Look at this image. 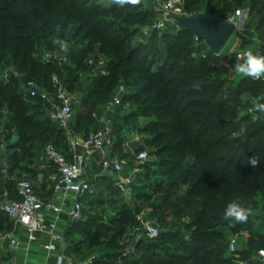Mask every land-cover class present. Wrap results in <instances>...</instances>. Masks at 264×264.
<instances>
[{"label":"trees","instance_id":"1","mask_svg":"<svg viewBox=\"0 0 264 264\" xmlns=\"http://www.w3.org/2000/svg\"><path fill=\"white\" fill-rule=\"evenodd\" d=\"M198 1L185 0L184 9L188 15L211 17L190 13L191 6ZM233 1L254 3L258 24L264 26V0ZM138 7L121 8L112 0L108 4L100 0H0V120L5 131L9 132L6 137L0 134V146L3 145L0 165L4 158L8 176H21V171L27 176H37L33 165L41 161V151L46 144L37 148L32 141L40 137L51 139L48 143L67 151L63 130L57 125L56 132L45 125L44 119H37L38 116L48 118L47 104L38 97H28L20 87L21 83L32 79L39 87L51 90V77L60 75L63 68L55 61H42L35 54L38 47L45 45L51 27L57 28L62 39L72 32L73 37L85 42L76 69L88 68L90 57L85 56L91 48L96 49L93 57L111 58V72L97 75L87 87L83 97L87 107L79 113L72 130L82 135L95 130L98 118L104 112L102 108L97 113L96 106L112 99V91L119 80L128 82L136 88L138 107L127 114L120 113L121 97V103L110 115L115 147L123 142L122 133L126 128L150 131L151 155L163 178L178 175L181 184L187 187L183 203L174 211L177 218L187 220L184 253L166 249L163 254L169 259L164 263L142 261L140 257L127 255L130 264H236L238 259L234 253L228 255L226 252L228 241L224 228L232 224L230 233L239 229L250 232L252 224L249 218L243 223L224 220V209L237 195L245 205L257 196L264 207V114L254 112L256 118L240 115L241 96L248 93L251 101L264 102V82L241 76L235 91L225 95L223 86L227 65L211 64L210 61L219 55H213L202 40L196 41V37L179 23L159 31L152 30L146 38L143 37L147 41L157 39L164 47V53L152 60L144 44L132 45L131 40L136 33L142 36L138 28L151 24L156 11ZM258 41L264 46V37ZM67 72L71 74L72 70L67 69ZM77 81L74 75L63 86L74 93ZM142 116L151 118L145 127L138 124ZM11 134L17 136V142L9 141ZM58 136L63 141L59 142ZM120 155L129 156V165L134 166L135 160L129 153ZM252 155L259 158L255 168L245 162L246 156ZM54 170L47 164L44 187L47 174ZM145 174L149 175V169ZM2 175L0 167V177ZM90 183L95 189L94 195L96 188L102 185L110 191L119 190L114 176H98ZM4 185L10 193L15 191L13 179ZM34 188L39 194L40 190ZM50 195L48 189L45 196ZM136 198L143 200L145 196L138 194ZM135 218L123 208L118 216L106 222L87 216L83 209L81 220L67 221L65 225V254L72 259V254L79 252L81 243L75 241L74 236L83 235L87 246L103 251L100 257L93 258L91 264H111L109 258L119 252L118 242L128 227L135 226ZM262 222L264 229V217ZM163 235L159 231L155 239L137 240L133 250L140 252L146 242L162 245ZM251 238H248V249L242 251L241 257L249 260L245 264H264V261L249 259V252L257 253L264 248V233Z\"/></svg>","mask_w":264,"mask_h":264},{"label":"rangeland","instance_id":"2","mask_svg":"<svg viewBox=\"0 0 264 264\" xmlns=\"http://www.w3.org/2000/svg\"><path fill=\"white\" fill-rule=\"evenodd\" d=\"M100 1L104 4H108L111 0ZM163 1L164 0H141V4L138 8L146 11H156L158 6L161 5ZM256 9V5L251 1L235 2L233 0H199L197 3L192 5L189 10L192 14H207L221 22H224V20H226L229 16H236L238 11L243 13L244 18L240 27L231 35L219 53V56L215 60L210 61L211 64L220 62L227 65L228 71L224 76L225 84L223 86V93L225 95L231 94L235 91L236 85L241 78V75L234 71L232 65L233 60L235 59V54L238 51L251 50L258 44L257 39H262L264 37V26L260 27L258 24ZM141 28H138L139 32L141 31ZM49 32L50 33L45 40V45L42 48L38 47V53L35 54V57L41 58L44 53L57 51L61 57L65 58L61 64H59L58 61H55L63 68V72L60 75H56L57 80H59L62 84H66V82H69L71 77L74 75L77 76L78 81L75 84V91L72 93L74 95L75 102L73 104L70 127L73 128L79 113L84 111L87 107L84 104L83 97L88 89L87 87L91 84L92 79L96 78L97 74H93L88 68L76 69L77 61L81 57L80 51L84 48L85 42H82L79 37H73L71 32L65 38V40L69 43V50L67 52H63L60 50L59 46L54 43L57 38L62 39L57 28L53 26ZM138 42L144 44V48L147 49L152 60L160 55V53H164V47L157 42V39L153 38L147 41V39H144L141 35L136 33L132 37L131 44L134 45ZM95 53L96 49L91 48L90 52L85 57L91 58ZM100 58L104 62L106 74L110 73L111 58L108 56H100ZM67 69L72 70V73H68ZM2 74L3 76H6L5 71H3ZM120 87L122 88L120 97H123L120 113L127 114L138 107L137 102L135 101L137 99L136 88L128 82L119 80L112 91L113 95ZM20 88L23 89L22 83ZM241 97L243 99V106L239 110V114L251 115L256 118L257 116L254 115V112L252 111L253 105L256 101H251L248 93H244ZM109 101V99L104 100L101 104L96 106L95 111L97 113L101 111V109L104 108ZM27 102L37 103L34 100H27ZM37 119H44L46 126L53 128L56 132L58 131L57 124L52 123L46 116H38ZM150 119L151 118L149 117H140L138 119L139 126L145 127ZM1 133H3L5 137L9 134L8 130L5 131L0 120V134ZM122 134L123 142L120 143L121 145H118V153H137L140 150H146L150 153L149 158L143 164L137 165L134 163V166L129 165V167H127L124 171L125 173L131 174L132 181L129 190L123 191L120 189H112L110 191L106 189L105 185H102L101 187L96 188V194L92 198L88 200L81 199V203L87 216L100 218L106 222H108L111 218L118 216L123 208L130 211L131 217H136L135 226L128 227L122 239L118 242V245L120 246L119 252H121L120 255H118L119 252H117V254H114V256L112 255V257L109 258L111 264H130L128 261L129 258L126 257L127 255L140 257L142 261L152 260L164 263L165 260L169 259L168 256L163 254L166 249L184 253V250L182 249H184L187 242V234L185 233L187 220L177 218L174 215V211L183 203V194L185 193L187 187L181 184V177L178 175H172L165 179L163 178V175L160 172V167L156 164L154 156L151 155L152 146L149 144V139L152 134L150 131H137L126 128ZM11 135L12 136L9 141L17 142V136L15 134ZM58 135L60 136L59 133ZM59 136L58 141H63V139L59 138ZM50 141L51 139L46 140L40 137L39 139L32 141V143L37 148H42ZM62 145L65 146L63 142ZM2 160V162L7 164V162L4 161V158ZM87 165L88 168L85 172V176L89 179L90 173L88 172V169H91V165H89V163H87ZM33 166L38 173L37 176H35L34 181L39 183L42 188H45L43 185V182L45 181L43 177L44 171L41 170V167L44 169V167H47V163L44 162L43 164L41 161H37ZM93 166L94 165L91 167ZM135 169L137 170L135 171ZM148 169L149 175L147 176L145 173ZM16 171L17 170H15L14 173H16ZM22 172L23 171H21V174H24ZM42 188L40 189L41 191L43 190ZM138 194L145 196V199H137L136 197ZM160 206L163 207L161 210ZM246 206L252 209V213L249 216V221L251 222L252 227L249 233L250 237L253 238L257 233H264L262 222L264 217V207L260 203L257 196L247 202ZM162 209H164V211ZM64 217H66V215H64ZM139 217H141L140 219L143 221L155 224L159 231H161V233L163 232L164 235L161 239L163 242L162 245L158 242H146L143 244V248L140 252L133 250L135 241L145 238L147 240V237L141 228V220ZM231 226L232 224H228L224 228L227 241L229 240ZM74 237L75 241H79L81 243H78L80 244L79 252L72 254V259L75 262H84L87 260L92 261L94 257H100L103 251H99L93 246H87L83 235H76ZM248 244V239L238 240L237 250L234 252V256L238 259L236 264H245L249 261L244 260L241 257L242 251L248 249ZM129 246H131V248H129ZM225 249L227 254L230 255L231 252L228 250L227 245ZM249 259L260 261L257 253L254 251L249 252Z\"/></svg>","mask_w":264,"mask_h":264},{"label":"built area","instance_id":"3","mask_svg":"<svg viewBox=\"0 0 264 264\" xmlns=\"http://www.w3.org/2000/svg\"><path fill=\"white\" fill-rule=\"evenodd\" d=\"M184 6L185 0H164L158 6L151 24L142 26V37L146 38L152 30L159 31L168 25L178 23L179 16L189 17ZM242 18L243 13L238 11L236 16H229L224 22L236 25L237 30ZM196 41H198L197 38ZM253 51L264 54V46ZM244 52L238 51L235 54L233 66L238 57L242 62ZM64 59L57 51L44 53L41 57L42 61H58L59 64ZM87 67L95 75L106 74L104 62L100 57L89 58ZM23 89L28 97H38L47 104V116L63 130L68 147L63 153L53 143H47L41 151V160L55 169L49 172L46 178L48 188L51 190L49 198L41 197L36 192L29 176L22 174L18 177H10L7 170L3 169V177L13 179L15 182V196L9 197L7 190L0 193V212L13 224L11 231L0 234V253L4 242H7L12 251L19 250L20 245L16 237V230L19 228L28 242L35 241L38 234L47 233L49 241L44 245V249L48 253L56 252V264H91V260L75 262L65 254L66 242L59 225L63 214L69 221L81 220L83 217L81 199L93 196L95 193L93 185L84 176L85 168L91 158L97 157L102 174L114 176V183L118 189L123 191L130 189L131 174L124 175V171L129 167L130 157L114 152L115 138L110 118L115 108L121 103L122 88L120 87L105 105L103 114L98 118V127L87 135L75 133L70 127L75 98L57 80L56 75L51 77V90L39 87L38 83L32 79L23 83ZM0 148H3V145ZM129 154L137 165L143 164L148 159L146 150ZM140 220L141 228L148 239L159 236V229L155 224ZM249 237L250 233L246 229L233 231L229 236L228 250L234 253L237 250L238 240H247ZM257 255L261 261H264V248L258 250ZM0 264L10 263L0 261Z\"/></svg>","mask_w":264,"mask_h":264},{"label":"crops","instance_id":"4","mask_svg":"<svg viewBox=\"0 0 264 264\" xmlns=\"http://www.w3.org/2000/svg\"><path fill=\"white\" fill-rule=\"evenodd\" d=\"M244 18V17H243ZM242 18V20H243ZM257 42L259 43L258 39ZM258 45V46H257ZM254 48H252L251 50H255V49H260L261 45L257 44ZM264 82V80H262ZM60 150V149H59ZM61 152H63L62 150H60ZM66 151H64L63 153H65ZM114 152L118 153V149L116 147H114ZM120 154V153H119ZM41 160V159H40ZM41 162L44 164V162L41 160ZM89 165H94L93 167L90 166L91 169H88L90 176L89 179L85 176L86 174H84V176L89 180H93L94 178L98 177V176H102L104 174H102L101 171V166L98 163V159L97 157H93L88 161ZM51 167H53L52 165H50ZM1 172L3 171V169H7V164H5L4 162H1ZM88 168V165L85 168V172ZM41 170H46V167H41ZM46 173V172H44ZM124 175H129V173H125ZM10 177L12 175H9ZM32 180V183L35 187H39L38 189L40 190L42 188V186L39 183H36V181H34L35 176H29ZM11 179H5L2 175V177H0V193L3 190H7L6 189V185H4L7 181H9ZM44 190H40L39 191V195L41 197L46 198L45 196V192L49 189L48 185L45 183V188H42ZM8 195L9 197H13L15 196V191L13 193H10L9 191ZM51 196V195H50ZM50 196H48L47 198H49ZM65 214H63L61 216V223L59 225V229L64 231L65 225L67 223L68 218L64 217ZM13 228V224L10 222V220L5 217V215H3L0 212V234L4 233L6 231H11ZM16 237L18 239L20 248L18 251H12L10 249V247L8 246L7 242H4V246H3V250L0 253V261L3 262H8L10 264H56V252H52V253H48L45 249H44V245L49 241V235L47 233H42V234H38L37 238L35 241L33 242H28L24 233L22 232L21 229L17 228L16 230Z\"/></svg>","mask_w":264,"mask_h":264},{"label":"clouds","instance_id":"5","mask_svg":"<svg viewBox=\"0 0 264 264\" xmlns=\"http://www.w3.org/2000/svg\"><path fill=\"white\" fill-rule=\"evenodd\" d=\"M112 3L118 7L138 6L141 0H112ZM54 43L59 46L60 50L67 52L69 50V43L65 39L57 38ZM234 71L244 77L252 80H264V54L253 50H247L243 53V60L239 57L233 66ZM253 112L264 114V102L257 101L254 103ZM245 162L252 168H255L259 163L257 155L246 156ZM252 213V209L246 206L241 198L237 195L232 199L224 209L223 219L226 221H235L237 223L246 222Z\"/></svg>","mask_w":264,"mask_h":264},{"label":"water","instance_id":"6","mask_svg":"<svg viewBox=\"0 0 264 264\" xmlns=\"http://www.w3.org/2000/svg\"><path fill=\"white\" fill-rule=\"evenodd\" d=\"M177 22L188 29L198 40L204 41L209 51L216 56L236 30V25L232 23L221 22L201 14L193 17L179 16Z\"/></svg>","mask_w":264,"mask_h":264}]
</instances>
